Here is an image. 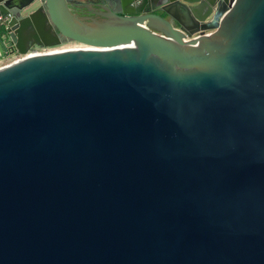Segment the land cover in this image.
<instances>
[{
	"label": "water",
	"instance_id": "water-1",
	"mask_svg": "<svg viewBox=\"0 0 264 264\" xmlns=\"http://www.w3.org/2000/svg\"><path fill=\"white\" fill-rule=\"evenodd\" d=\"M0 15V264H264V0Z\"/></svg>",
	"mask_w": 264,
	"mask_h": 264
},
{
	"label": "built area",
	"instance_id": "built-area-1",
	"mask_svg": "<svg viewBox=\"0 0 264 264\" xmlns=\"http://www.w3.org/2000/svg\"><path fill=\"white\" fill-rule=\"evenodd\" d=\"M8 17L7 16H3V15H0V29L4 26V24L6 23ZM211 31H206L205 34L207 33H210ZM204 34H201V33H196V34H193L191 37L187 36L186 38L192 40V39H198L200 37H202ZM48 47H43V46H35L33 47L32 49L28 50L27 53H16L12 56H10V58L5 62L3 63V65H1L0 67L4 66V65H7L9 63H13V62H16V61H21L23 59H27V58H30V57H35L45 51H47Z\"/></svg>",
	"mask_w": 264,
	"mask_h": 264
},
{
	"label": "flooded vegetation",
	"instance_id": "flooded-vegetation-1",
	"mask_svg": "<svg viewBox=\"0 0 264 264\" xmlns=\"http://www.w3.org/2000/svg\"><path fill=\"white\" fill-rule=\"evenodd\" d=\"M80 13L79 15H81L82 17H84L85 19H102L101 16L93 14L92 12H90L88 10V8H82L81 10H79Z\"/></svg>",
	"mask_w": 264,
	"mask_h": 264
},
{
	"label": "crops",
	"instance_id": "crops-1",
	"mask_svg": "<svg viewBox=\"0 0 264 264\" xmlns=\"http://www.w3.org/2000/svg\"><path fill=\"white\" fill-rule=\"evenodd\" d=\"M34 7H36V6H34ZM9 58H10V56L0 57V66L3 65V63H5Z\"/></svg>",
	"mask_w": 264,
	"mask_h": 264
}]
</instances>
